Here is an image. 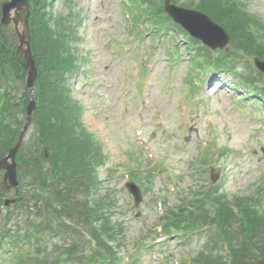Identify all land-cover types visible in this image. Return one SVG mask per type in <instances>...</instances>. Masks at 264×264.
<instances>
[{"label": "rangeland", "instance_id": "obj_1", "mask_svg": "<svg viewBox=\"0 0 264 264\" xmlns=\"http://www.w3.org/2000/svg\"><path fill=\"white\" fill-rule=\"evenodd\" d=\"M74 2L77 5L75 10L80 9L81 18V24L77 28V45L87 51V56L83 62L79 60L80 66L68 76L67 84L73 98L83 106V124L93 131L107 154L105 164L97 171L104 184L95 190L112 197L114 204L111 214L124 223V235H119L116 242L122 243L119 244L122 251L121 264H176L177 257L182 256L187 248H182L175 237L166 238L164 244L155 243L153 248H139L138 243L145 240L153 243V236L158 235L156 226L161 211L158 195L166 197L170 204L179 191L171 192V186L161 175L154 180L153 189L143 194L142 202L135 207L131 195L124 187L127 178L117 171V165L127 162L125 164L133 167V162L124 152L143 146L149 161L151 157L161 156L169 162L167 170L175 178L176 186L185 190L195 180L191 168L200 150L199 139L214 135L219 144L231 147L228 153L232 157L237 156L221 168L211 170L213 176L217 174L216 182L222 180L224 191L230 194L252 193L255 184L264 181V136L260 138L264 134V127L258 129L262 124L259 115L264 94L260 93L261 100L258 104H250L248 98L241 101L245 86L238 82L237 74L231 70L219 72L211 68L206 72L201 86L195 89L192 85L195 84L194 80L190 75L187 76L189 64L180 59L176 63L171 61L177 56L168 53L172 49L168 34H163V39L158 42L154 41L156 35L155 39L147 37L137 48L135 40L133 47L123 52L130 46L122 44L117 47L112 43V39L122 38L126 28V17L120 1ZM54 6V10L58 12L69 8L63 0H55ZM247 8L264 19V0H247ZM72 21L74 26L77 22L73 17ZM152 41L159 46L154 44L156 47L149 49ZM144 42L149 48L145 47ZM142 48L150 51V54L147 51L141 52ZM182 53L184 59L190 57L188 51ZM141 60L149 74L143 89L139 87V95L136 96L132 91L130 71L137 70ZM191 72L196 73L195 70ZM219 80L223 83L220 84ZM137 87L136 82L134 88ZM226 87L231 90L225 89ZM124 117L128 130L116 125ZM128 119L137 126L140 133L133 131ZM31 131L26 137V141H29L27 143H30ZM118 139L120 143L117 146ZM110 167L115 170L110 171ZM12 191L9 190L8 195H12ZM137 211L140 214L136 216ZM199 243V237L194 238L192 250ZM128 247L129 250H125ZM130 252L137 256L135 263L129 258ZM2 257L0 256V264H7Z\"/></svg>", "mask_w": 264, "mask_h": 264}, {"label": "trees", "instance_id": "obj_2", "mask_svg": "<svg viewBox=\"0 0 264 264\" xmlns=\"http://www.w3.org/2000/svg\"><path fill=\"white\" fill-rule=\"evenodd\" d=\"M30 2L31 46L38 68L37 114L41 124L39 138L50 149V155L47 158L42 153L23 157L28 177L39 182V187L26 193L21 191L12 204L13 210L6 208L7 212L1 214L5 222L0 221V252L7 250L11 264H31V257L36 258L38 264H55L62 257L65 260L71 259L80 243L83 252L75 257L79 259L77 264H92L99 261L98 258L103 257V254L94 250L93 246L89 248L90 241L95 239L97 247H103L106 254L109 252L106 248L110 246L108 240L116 232L107 209L111 201L106 195L93 192L98 184L94 168L102 157H97L98 154L86 149V137L69 120V99L64 85H61L62 72L70 65L69 58L63 57L68 48L61 33L53 31L48 25L51 14L44 7L49 4V0ZM204 8L231 29L233 34L243 32L248 36L249 42L255 43L250 24L259 23L242 12L235 2L226 4L223 0H212L204 4ZM4 35L0 27V86L4 91L3 101L0 102V132L11 128L12 122L7 119V114L11 112L12 115L16 108L21 111L28 100L26 90L17 96L14 85L8 84L9 80L14 83V77L17 82L20 79L22 81L24 68L16 60L14 49L8 45ZM260 47L262 49L258 53H264V44ZM218 63L224 64L221 60ZM6 108L8 112L4 113ZM14 134L15 131L12 130L4 141L1 140L0 155L11 143ZM24 173L23 179L26 180V172ZM212 191H217V188L214 187ZM211 192L210 198L202 199L196 212L186 210L184 204L175 209L169 208L171 216L168 224L175 228L167 231H181L186 235L199 230L207 222H214L213 205L216 202L219 207L216 218L221 233L231 248L230 264H250L253 259L264 254V218L240 200L236 201L238 213H233L227 204H223L227 201L224 195H212ZM3 194L4 187L0 181V204ZM184 211L188 213H183ZM31 213H36L34 219ZM10 217L11 223L8 222ZM234 223L237 225L232 229ZM47 233L51 235L46 240L43 237ZM54 235L66 236L70 238V243L56 244L57 241H53L52 237ZM48 242L54 244L49 245ZM24 245L27 248L34 245L35 254L29 252L30 257L25 254L28 249L24 250ZM55 250L58 253L54 252L48 257V251ZM195 259L191 264H202L201 260L205 264H226L220 254H205L203 251L199 253L196 262Z\"/></svg>", "mask_w": 264, "mask_h": 264}, {"label": "water", "instance_id": "obj_3", "mask_svg": "<svg viewBox=\"0 0 264 264\" xmlns=\"http://www.w3.org/2000/svg\"><path fill=\"white\" fill-rule=\"evenodd\" d=\"M26 0H12L11 2H7L3 4L2 13H3V21L8 20V11L11 6L15 5L18 8L21 7L22 4L25 3ZM165 8L173 15V17L176 20H179L183 25L187 27V29L193 33L194 35H197L204 39V41L209 43H223V39H227V35L224 33V30L218 26L217 24H214L208 16L205 14L194 11V10H185L179 7H176L172 4H169V0H166ZM28 51V50H27ZM27 65H30L29 69V75L27 77V85L31 86L32 78L35 74V69L33 67V62L31 60L30 55L27 57ZM264 67V62L262 63ZM33 107V103H29L27 107V118L29 120L31 109ZM14 154H15V148H12L9 155L3 159L0 160V166L6 167L7 171L4 175V180H9L10 184H14L16 180V173H15V162H14ZM8 157L11 158L10 163L8 162ZM129 190L134 195L135 203H138L140 200V192L136 185H134L132 182H129L128 184ZM254 264H264V258L260 259L259 261L255 262Z\"/></svg>", "mask_w": 264, "mask_h": 264}]
</instances>
